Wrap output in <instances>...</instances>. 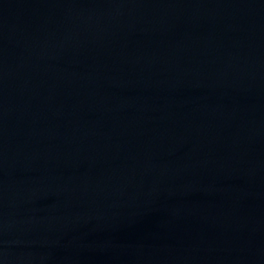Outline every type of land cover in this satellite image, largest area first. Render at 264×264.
Here are the masks:
<instances>
[{
  "label": "water",
  "instance_id": "1",
  "mask_svg": "<svg viewBox=\"0 0 264 264\" xmlns=\"http://www.w3.org/2000/svg\"><path fill=\"white\" fill-rule=\"evenodd\" d=\"M0 264H264V0H0Z\"/></svg>",
  "mask_w": 264,
  "mask_h": 264
}]
</instances>
